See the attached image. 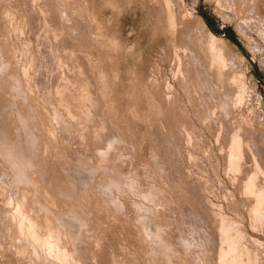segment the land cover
Returning <instances> with one entry per match:
<instances>
[{
	"label": "rangeland",
	"instance_id": "obj_1",
	"mask_svg": "<svg viewBox=\"0 0 264 264\" xmlns=\"http://www.w3.org/2000/svg\"><path fill=\"white\" fill-rule=\"evenodd\" d=\"M24 1L7 0L5 2V0H0L4 3H0L2 5H0V16H3L0 19L2 25H0V33L3 34V38L0 36V40L5 41V43L2 42L3 45H0V50L6 44V49L1 51L2 55L0 53L3 56H0V62L4 65V68L0 66V85L1 81L3 82L0 86V91L3 93L0 94V97L1 95L3 97L0 98V103L3 99L0 104V109H2L0 111L7 115V113L5 114V109L8 110L6 98L11 100L13 98V103L17 101L19 105L16 102L14 103L16 107H14L15 109L18 107V111H22L21 113L28 111L26 114L30 117L29 121L32 122L28 121V123L34 125L31 127L35 131L38 130L35 142L37 139L40 141L37 140V145L34 143L35 149L37 146L40 151L37 149L32 155H36L34 158L38 156L37 160H34V163L38 161L37 166L36 164L33 166V168L37 169L38 167V169L31 168L30 174L33 178H38V180H34L39 182L36 184L33 180L35 183L22 181L19 186L17 183L13 184L12 173L14 170L10 164H3L4 161L0 156V165H3L0 166V170L3 172L7 167L3 173L0 171V250H2L0 253L4 254H0V264H11L13 261L14 264H30V262H32L31 264L33 262H35L34 264H49L50 260V264H104L105 262H102L104 260H107L106 264H227V261H230V255L225 258L220 251L222 247L225 251L228 248L229 236H234L232 238L236 243L235 254L237 256L247 263L249 261L251 264H264V216L258 218V214L254 212L256 192L254 193L253 190L248 192L249 189L245 187L246 180L250 178L251 174L256 173V189L258 191L262 188L261 191L263 190L264 193V0H72L75 2L70 0V3L69 0ZM26 5L29 7L32 5L34 8H29ZM6 11L8 14H5ZM50 14L51 18L54 17L53 19L50 18ZM52 21L61 23L60 26L58 24L61 33L58 32L57 23L55 22L54 25ZM2 23L6 24V27ZM8 25L10 26L8 27ZM2 27L5 28V31L2 30ZM54 28L58 31H55ZM51 30L54 31V34ZM30 36H33L32 40ZM205 36L206 39H204ZM37 38L50 39H48L49 42L48 40L42 42L38 41ZM214 38L215 41H213ZM204 40L207 41L204 42ZM25 41H27L26 44ZM33 42H35V48L31 45ZM51 42L56 45L55 50L57 49L59 54L55 52ZM37 43L38 45H36ZM7 44H12L14 47ZM19 44H21V50ZM40 44L41 47L44 48L46 45L48 48V50L44 48L46 54L39 47ZM196 44L200 50L201 48L203 50L200 51ZM200 45L202 46L199 47ZM30 46L34 49H30ZM36 48L42 51L37 53L35 52V50L37 51ZM7 49L10 50L7 51L9 53L5 51ZM205 49H210L211 53ZM11 50L17 53L13 54ZM191 50L192 52L199 50L200 55L203 51L202 54L205 53L202 55L204 60L202 61L200 57L201 61L195 62L196 59L200 60L199 56H196L199 55V52L197 51L196 54V52L192 53ZM48 51L50 53L54 51L53 53L58 55L57 58L59 59L55 57L53 58L55 60H51L50 58L55 55H50ZM30 52L32 58L29 56ZM212 52L216 57L212 56ZM3 53L6 54L5 57L7 56V58L4 57ZM193 54H196L194 55V58L197 57L195 60L192 57ZM49 56L50 58H48ZM214 57L215 59L218 57L219 60L216 62ZM221 57L223 61H221ZM1 58L4 59V62L1 61ZM15 58L17 62H15ZM208 58L211 60L206 62ZM22 59L27 61L23 62ZM49 60L52 62L50 63ZM15 64L18 65V69L15 68ZM49 64L54 65L52 66L54 71ZM39 65H41L40 68H38ZM43 67L45 68L43 69ZM223 67L225 69L227 67L226 74ZM2 68L12 70L10 72L5 70L4 73ZM20 71L21 76L18 77ZM3 73L7 74L8 78L10 75L13 76L9 78L10 82L7 81V75L4 77ZM46 73L47 75L51 74L48 76L49 78L46 77ZM231 73L233 76L235 75L234 83H237V86L236 84L232 85L234 89L231 86V83H234H230L233 78ZM38 74L40 78L37 82ZM44 76L48 78V81ZM57 76L58 78H56ZM236 76L238 77L237 80ZM44 79L47 84L43 82ZM17 82L26 85L30 95H28L27 100H24L26 96L21 97L23 95L21 92L22 95H19L20 93H17L16 89L13 88L14 92L10 87L13 85L12 87L17 88L16 86H19L16 84ZM7 83L8 86L5 85ZM35 83L39 85L37 84L36 87ZM4 87L8 88L5 89ZM228 87H230L229 90ZM219 88L223 89L218 90ZM8 89L10 90L8 91ZM37 91L40 93L38 94ZM46 92H48V96ZM5 93L7 94L6 97H4ZM17 94L18 96H15ZM217 95L223 96L222 99H217ZM48 97L55 106L52 103L51 106L50 101L47 102ZM229 97L231 99L227 101ZM84 100H86L85 104ZM88 101L94 104H89ZM3 102L6 103L3 104ZM20 102H22L21 105ZM30 102L34 106L30 105ZM98 102L103 107L101 104L99 106ZM74 103L75 105H73ZM49 105L50 107H48ZM57 105L59 111L63 110V114L56 111L58 110ZM93 105H95L94 108H92ZM233 105L234 107H232ZM96 106L99 107L95 110ZM21 107L22 110H20ZM71 107H75V110L74 108L72 110ZM79 107L81 108L79 109ZM100 107L104 110H99ZM39 108L43 111L42 113ZM88 108L91 109L88 110ZM15 111L16 115L17 109ZM100 111H104V113ZM75 112L79 116L82 115L79 117V122ZM92 112L93 114H91ZM51 113L56 114V116H52ZM18 114L16 117L13 115L12 118L6 116L7 119L2 114L5 121L1 115L0 125L3 127L5 124L9 125L6 126V129L10 128L16 132L21 116L19 112ZM61 116H63V120L60 118ZM71 118H76V120ZM9 119L10 121L14 120L13 125ZM35 120H37V124ZM55 120H59V122L57 121L59 124H55ZM60 120H66L65 123L71 121L72 125L75 121L76 125L73 127L67 123V127L62 121L60 124ZM89 123L95 124L92 126ZM30 124L28 125L30 126ZM59 129L63 131L61 132ZM59 131L60 134L64 133L65 135H60ZM110 131L112 134L108 133ZM102 136L106 138H104L106 141ZM107 136L108 138L114 136L113 140L116 142L113 141L115 143L113 148L120 147L122 150L116 148L115 152H112L113 148H111L110 153L104 154L99 147V141L103 140L100 141L101 146L104 141L107 142ZM236 139L240 140V144L238 142L236 147L239 150L237 155L232 154V147ZM117 142L119 143L116 144ZM53 144L55 146H52ZM60 144H62L61 147ZM76 148L78 149L77 152H75ZM57 149L60 150L59 154ZM47 152L48 154H46ZM51 152L52 154L55 153L51 155ZM117 152L119 154H116ZM239 152L241 153L239 154ZM73 155L79 157V160ZM71 156L75 159H72ZM80 158L85 160L81 161ZM49 159L51 161H48ZM66 160L69 163H66ZM86 160L89 161L86 162ZM53 161L56 162L50 163ZM73 161L86 165L84 167L90 166L93 170L89 169L93 176L91 175L85 181H83L84 179L79 181L81 187L84 185L83 188L80 187L81 193L83 192L86 199L83 204H88L84 206L81 202L82 209L85 208L83 211L86 212L85 225L83 229L81 228L84 232L79 228L78 222L75 221L70 224L71 221L66 220L67 218L64 219V222L69 226L70 231L68 230V233L74 238L78 236L76 232H80L79 235L82 232L88 236L83 234L82 237L81 234V237L78 236V239H75L79 241L81 238V242L77 243L81 247L79 248L76 247L78 246L76 241L72 244L68 241L69 238L66 237L67 239H65L66 235L58 236L54 232V239L57 241L58 248L52 253L56 259L44 257L43 254L39 256L43 259H39L35 256L33 244L27 240L32 236L28 229L32 226L40 235L39 238H44L48 232H46L47 229H45L42 221L51 214L46 208L44 211L42 208L41 212L38 210L37 201L34 200L37 197L36 193L38 196L44 195L42 196L44 198H60L59 200L62 198L61 201L63 202L66 199L69 200L68 196L62 197L56 189L69 182L70 174L74 176L77 168H80L81 165L78 163V166L74 163L73 166L76 168H73ZM39 163H42V167L39 166ZM4 165L5 168H3ZM54 167L58 170L60 167V170L58 171ZM51 168L56 169L55 172H58L59 176L55 173L54 175ZM5 172L9 176L8 179ZM63 173H65L64 177L61 178ZM53 178L55 179L53 180ZM56 180L57 182H55ZM36 186L38 187L36 188ZM16 188H21V191L14 190ZM33 189H35V194ZM32 194L36 197L31 200L29 198L32 197ZM95 195L98 196V200L94 199V197L96 198ZM75 198L74 196L73 199L75 200ZM91 198L95 202H91ZM58 199L55 201L59 210L61 203ZM25 201L26 203L29 201L33 205L29 207L31 204L28 205L29 202L26 204ZM113 201L116 203L117 209ZM117 203L120 206H117ZM77 204L80 206V202ZM108 204L114 210H111ZM19 205L23 207L21 210L18 209ZM29 208H34V211L31 212ZM88 211L92 215L88 214ZM90 222L92 227H90ZM224 224L228 225V231L226 227V230L223 228ZM71 225H75L76 227H74L78 228V231L73 230ZM58 226L57 228H59ZM71 231H75L74 235ZM93 231L94 235L90 236ZM159 232L162 233L160 237L158 236L160 235ZM154 236L159 240L157 241ZM160 238L162 239L160 240ZM86 239L88 243L85 241ZM92 239L95 240L94 243ZM163 242L167 243L163 245ZM103 243L104 245H102ZM81 244L85 245L82 246ZM28 246L29 249H27ZM104 246L107 248L104 250V254L109 252L112 256L109 262L108 253L106 258V254L102 255L101 253L103 252L101 249L105 248ZM163 246L166 247L163 248ZM6 247L12 250L9 252ZM64 248L68 251L67 254L71 253L68 256L69 260L65 259L64 255L67 254H65ZM76 248L79 249L76 250ZM85 249L87 252L84 251ZM4 250H6V254L8 252V256L3 252ZM79 250L84 251L88 256L91 254L90 257L95 260L94 263H91L90 257V260L87 258L88 256L85 258V253L84 255L80 254ZM12 251L14 254L11 253ZM96 251L101 254L96 253ZM164 252L168 253L165 254ZM95 254L101 256L97 257ZM81 255L83 256L81 258L84 259L80 258ZM14 256L15 258L19 257L15 259ZM99 258L103 259L102 261L100 259L101 263H98ZM10 259L13 260L11 263ZM112 260L114 261L112 262Z\"/></svg>",
	"mask_w": 264,
	"mask_h": 264
},
{
	"label": "bare ground",
	"instance_id": "obj_2",
	"mask_svg": "<svg viewBox=\"0 0 264 264\" xmlns=\"http://www.w3.org/2000/svg\"><path fill=\"white\" fill-rule=\"evenodd\" d=\"M1 1H2V0H1ZM3 1H4V0H3ZM6 1H7V0H5V2H6ZM23 1H24V0H23ZM25 1H27V0H25ZM25 1H24V2H25ZM48 1H49V0H48ZM67 1H68V0H67ZM71 1H72V0H71ZM45 2H46V0H45ZM45 2H44V3H45ZM72 2H75V1H72ZM0 3L2 4L3 2H0ZM69 3H70V0H69ZM1 4H0V5H1ZM3 4H4V3H3ZM46 4H47V3H46ZM8 5H9V4H8ZM1 6H2V5H1ZM26 6H28V5H26ZM8 7H9V6H8ZM28 7H29V6H28ZM31 7H32V5H31L29 8H31ZM4 8H5V6H4ZM33 8H34V7H32V9H33ZM0 9H1V8H0ZM20 9H21V8H20ZM22 9H23V8H22ZM22 9H21V10H22ZM2 10H3V9H2ZM7 10H8V9H7ZM14 10H15V9H14ZM27 10H28V9H27ZM27 10H25V11H27ZM29 10H30V9H29ZM0 11H1V10H0ZM4 11H5V10H4ZM6 12H7V11H6ZM19 12L22 13V11H19ZM30 12H32V11H30ZM3 13H4V12H3ZM3 13H2V15H3ZM11 13H12V12H11ZM5 14H8V12L5 13ZM13 14H14V12H13ZM52 15H53V14H52ZM4 16L6 17V15H4ZM0 17H1L0 19H2L3 16H0ZM5 17H4V18H5ZM7 18H8V17H7ZM50 18H51V14H50ZM53 18H54V17H53ZM53 18H51V19H53ZM5 20H7V19H5ZM5 20H3V21H5ZM56 21H57V19H56ZM56 21H54V22L52 21V22L54 23V25H55V22H56ZM58 21H59V19H58ZM5 22H6V21H5ZM9 22H10V21H9ZM52 22H51V24H53ZM56 23H57V22H56ZM2 24H3V23H2ZM6 24H8V23L6 22ZM6 24H3V26L5 25V27H6ZM58 24H59V22H58L56 25L58 26ZM60 24H61V23H60ZM60 24H59V26H60ZM0 25H1V24H0ZM1 26H2V25H1ZM9 26H10V25H8V27H9ZM59 26H58V27H59ZM2 28H3L2 30L5 31V28H4V27H2ZM50 28H51V27H50ZM55 28H56V26H55ZM55 28H54V30H55ZM7 29H8V28H7ZM7 29H6V30H7ZM57 29H59V31H58V30H55V31L60 32V27L57 28ZM0 30H1V29H0ZM3 31H2V33L5 34V32H3ZM8 31H9V30H8ZM8 31H7V32H8ZM49 31H50V29H49ZM51 31H53V30H51ZM9 33H10V31H9ZM11 33H12V32H11ZM50 33H51V32H50ZM50 33H49V34H50ZM56 33H57V32H56ZM60 33H61V32H60ZM12 34H13V33H12ZM30 34H31V33H30ZM53 34H54V31H53ZM53 34H50V35L53 36ZM58 34H59V33H58ZM2 35H3V34H2ZM2 35H1V33H0L1 38H3ZM5 35H6V34H5ZM9 35H10V34H9ZM65 35H66V34H65ZM12 36H13V35H12ZM19 36H20V35H19ZM28 36H29V35H28ZM28 36H26V37H28ZM46 36H47V35H46ZM206 36H208V35H206ZM206 36H205L204 39L207 38ZM23 37H24V36H23ZM32 37H33V36H32ZM32 37L30 36V39H31V40H32ZM37 37H38V36H37ZM47 37H49V36H47ZM1 38H0V39H1ZM4 38H5V37H4ZM21 38H22V37H21ZM34 38L36 39V37H34ZM34 38H33V39H34ZM45 38H46V37H45ZM45 38H43L44 40H42V39H40V38H37V39H38V41L40 40V41L43 42V41H47V40L50 39L51 37L48 38L47 40H46ZM215 38H216V37H215ZM215 38H214L213 41H215ZM5 39H6V38H5ZM8 39H9V38H8ZM18 39H19V38H18ZM24 39H25V37H24ZM3 40H4V39H3ZM0 41H1V40H0ZM33 41H35V40H33ZM36 41H37V40H36ZM36 41H35V42H36ZM50 41H51V40H50ZM205 41H207V40H204V42H205ZM211 41H212V39H211ZM213 41H212V42H213ZM2 42L5 43V41H1V42H0V45H1V44L3 45ZM26 42H27V41H25V44H26ZM30 42H32V41H30ZM35 42H33V44H31V45L34 46V43H35ZM48 42H49V40H48ZM48 42H47V43H48ZM217 42H218V41H217ZM6 43H7V42H6ZM17 43H18V42H17ZM39 43H40V42H39ZM47 43H46V44H47ZM210 43H211V42H210ZM219 43H220V42H219ZM28 44H29V43H28ZM28 44H27V45H28ZM43 44H45V43H43ZM43 44H42V45H43ZM48 44H49V43H48ZM53 44H54V43H53ZM53 44H52V42H51V46H54V50H55V48H56L55 46H56V45H53ZM55 44H57V43L55 42ZM203 44H204V43H203ZM205 44H206V43H205ZM212 44H213V43H212ZM220 44H221V43H220ZM4 45L6 46V44H4ZM7 45H8V44H7ZM10 45H12V44H10ZM10 45H8V46H10ZM15 45H16V44H15ZM20 45H21V44H19V49H20ZM36 45H38V43H37ZM196 45H197V44H196ZM216 45H218V44H216ZM5 46H4L3 49H6ZM12 46H13V45H12ZM22 46H23V45H22ZM47 46H48V45H47ZM49 46H50V45H49ZM51 46H50V47H51ZM201 46H202V45H200L199 47H201ZM222 46H223V45H222ZM2 47H3V46H2ZM2 47H1V49H2ZM13 47H14V46H13ZM28 47H29V46H28ZM36 47H38V46H36ZM39 47H41V44L39 45ZM208 47H209V46H208ZM15 48H16V47H15ZM21 48H22V47H21ZM31 48H33V47L30 46V49H31ZM34 48H35V46H34ZM34 48H33V49H34ZM41 48H42L43 51H44V48H46V45H45L44 48H43V47H41ZM197 48H198V45H197ZM197 48H195V49H197ZM206 48H207V46H206ZM212 48H214L213 45H212ZM3 49H2V50H3ZM12 49H14V48H12ZM16 49H18V47H17ZM16 49H15V51H18V50H16ZM22 49H23V48H22ZM33 49H32V50H33ZM36 49H37V48H36ZM46 49L48 50V48H46ZM49 49H50V48H49ZM198 49L200 50V48H198ZM216 49H217V48H216ZM2 50H0V53H1ZM8 50H9V49H7V50H5V51L7 52ZM20 50H21V49H20ZM40 50H41V49L38 48L37 51L35 50V52L38 53V51L40 52ZM52 50H53V49H52ZM56 50H57V49H56ZM56 50H55V52H57ZM193 50H194V49H193ZM199 50H197L199 53L195 50L196 54L198 53L199 55L193 54V56H192L193 58H194V55L199 56V58H200V57L202 58V55H205V53L202 54L203 51L201 52V55H200V51L203 50L202 48H201L200 51H199ZM205 50H209V52H210V49H205ZM212 50H213V49H212ZM212 50H211V51H212ZM214 50H215V49H214ZM217 50H219V49H217ZM9 51H10V50H9ZM11 51H12L11 53H13V54L15 53L14 50H11ZM24 51H25V50H24ZM29 51H30V50H29ZM33 51H34V50H33ZM41 51H42V50H41ZM50 51H51V50H50ZM58 51H59V50H58ZM2 52H3V51H2ZM22 52H23V50H22ZM45 52H46V50H45L43 53H45ZM48 52H49V51H48ZM48 52H47V53H48ZM53 52H54V51H52L51 53L49 52L50 55H51V54L55 55L54 57L51 56L52 58H50V56L48 57V58H50L51 60H52L53 58H55V57H56V58L58 57V55L56 56V54H54ZM191 52H192V50H191ZM195 52H192V53H195ZM213 52H214V51H213ZM213 52H212V56H215V57H216V55H213ZM7 53H9V52H7ZM16 53H17V52H16ZM16 53H15V54H16ZM33 53H34V52H33ZM57 53H58V52H57ZM210 53H211V52H210ZM224 53H225V52H224ZM21 54H22V53H21ZM39 54H41V53H39ZM39 54H38V55H39ZM45 54H46V53H45ZM45 54H43V55H45ZM58 54H59V53H58ZM214 54H216V53L214 52ZM1 55H2V53H1ZM1 55H0V56H1ZM3 55H4V57H5L6 54L3 53ZM7 55H8V54H7ZM11 55H12V54H11ZM26 55H27V54H26ZM28 55H29V54H28ZM32 55H33V54H32ZM38 55H37V56H38ZM43 55H42V56H43ZM208 55H210V54H208ZM208 55H207V56H208ZM217 55H218V53H217ZM220 55H222V54H220ZM9 56H10V54H9ZM14 56H16V55H14ZM18 56H19V52H18ZM29 56H31V52H30V55H29ZM45 56H46V55H45ZM45 56H43V57H45ZM47 56H48V54H47ZM212 56H209V57H212ZM223 56H224V54H223ZM1 57H3V56H1ZM12 57H13V56H12ZM24 57H25V56H24ZM38 57H39V56H38ZM43 57H42V58H43ZM215 57H214V60L217 62V61L219 60V59H218L219 56L216 58L217 60L215 59ZM5 58H7V56H6ZM10 58H11V57H10ZM26 58H27V56H26ZM26 58H25V59H26ZM31 58H32V56H31ZM35 58L37 59V57H35ZM46 58H47V57H46ZM196 58H197V57H196ZM196 58H194V60H195ZM201 58H200V60H199V59H196L195 62H197V60H198V62H200V61H201ZM1 59H2L1 61L4 62V59H3V58H1ZM11 59H12V58H11ZM19 59H20V58H19ZM27 59H28V58H27ZM38 59H40V58H38ZM57 59H59V58H57ZM8 60H9V59H8ZM14 60H15V62H17V61H16V58H15ZM14 60H13V61H14ZM29 60H30V59H29ZM29 60H28V61H29ZM34 60H35V59H34ZM53 60H55V59H53ZM203 60H204V59L202 58V61H203ZM209 60H211V59L208 58V61H206V62H209ZM9 61H11V60H9ZM9 61H8V62H9ZM13 61H12V62H13ZM19 61H20V60H19ZM22 61H23V59H22ZM24 61H27V60H24ZM24 61H23V62H24ZM31 61H33V60H31ZM31 61H30V62H31ZM56 61H58V60H56ZM56 61H54V62H56ZM212 61H213V60H212ZM221 61H223V60H222V57H221ZM224 61H225V60H224ZM5 62H6V61H5ZM8 62H7V63H8ZM41 62H42V61H41ZM49 62H50V60H49ZM51 62H52V61H51ZM51 62H50V63H51ZM54 62H53V63H54ZM58 62H59V61H58ZM206 62H204V64H206ZM0 63H1V62H0ZM7 63H6V64H7ZM25 63H26V62H25ZM25 63H22V64H25ZM37 63H38V61H37ZM42 63H43V62H42ZM45 63H46V62H45ZM56 63H57V62H56ZM211 63H212V62H211ZM225 63H226V62H225ZM3 64H4V63H3ZM10 64H12V63L10 62ZM10 64H7V65H9V66H12V65H13V64H12V65H10ZM18 64H19V63H18ZM204 64H202V65H204ZM209 64H210V63H209ZM213 64H214V63H213ZM215 64H216V63H215ZM34 65H35V64H34ZM44 65H45V64H44ZM49 65H50V64H49ZM198 65H199V64H198ZM200 65H201V64H200ZM207 65H208V64H207ZM207 65H206V66H207ZM0 66L3 67L4 65H2V63H1ZM14 66H16L15 68H17L18 65L15 64ZM19 66H20V65H19ZM36 66H37V64H36ZM40 66H41V65H39L38 68H40ZM50 66H51V69H52V66H54V65L51 64ZM56 66H57V64H56ZM58 66H59V65H58ZM213 66H214V65H213ZM228 66H229V65H228ZM5 67H6V65H5ZM7 67H8V66H7ZM21 67H22V65H21ZM21 67H20V69H21V71H22V68H21ZM45 67H46V66H45ZM45 67H43V69H44ZM200 67H201V66H200ZM214 67H216V65H215ZM220 67H221V66H220ZM224 67H225V66H224ZM224 67H223V68H224ZM3 68H4V67H3ZM3 68H2V69H3ZM13 68H14V67H13ZM33 68H34V66H33ZM41 68H42V67H41ZM55 68H56V67H55ZM208 68H209V67H208ZM221 68H222V67H221ZM17 69H18V68H17ZM17 69H16V71H18ZM20 69H19V70H20ZM36 69H37V68H36ZM43 69H42V70H43ZM46 69H47V68H46ZM51 69H50V70H51ZM56 69H57V68H56ZM59 69H61V68L59 67ZM194 69H195V68H194ZM3 70H4V73H5V70H6V72H7V70H9V72H10L12 69H3ZM32 70H34V69H32ZM52 70H53V69H52ZM52 70H51V71H52ZM57 70H58V69H57ZM208 70H210V69H208ZM224 70L226 71V72H225V74H226V73H227V67H226V69L224 68ZM21 71H20V75H17V74H16L18 77L21 76ZM35 71H36V70H35ZM43 71H44V70H43ZM47 71H49V70H47ZM53 71H54V70H53ZM55 71H56V70H55ZM59 71H61V70H59ZM198 71H199V69H198ZM0 72H1V71H0ZM2 72H3V71H2ZM9 72H8V73H9ZM14 72H15V71H14ZM37 72H38V70H37ZM37 72H36V73H37ZM41 72H42V71H41ZM56 72L58 73V71H56ZM221 72H222V71H221ZM4 73H3V74H4ZM15 73H16V72H15ZM17 73H18V72H17ZM25 73H26V72H25ZM53 73H54V72H53ZM60 73H61V72H60ZM12 74H14V73H12ZM18 74H19V73H18ZM32 74H33V72H32ZM39 74H40V72H39ZM39 74H38V77H37V82H38V80H39V78H40ZM55 74H56V73H55ZM61 74H62V73H61ZM61 74H60V76H61ZM220 74H221V73H220ZM6 75H7V74H6ZM6 75L4 74V77H5ZM41 75H43V74L41 73ZM46 75H47V73H46ZM50 75H51V74H48L46 77H48V76H50ZM57 75L59 76V74H57ZM223 75H224V74H223ZM227 75H229V74H227ZM231 75H232V73H231ZM231 75H229V76L231 77ZM17 76H16V77H17ZM27 76H28V75H27ZM54 76H55V75H54ZM58 76H57L56 78H58ZM221 76H222V75H221ZM234 76H235V75H234ZM234 76L232 75L233 78H232V81H230V83H231V82L234 83V81H235ZM6 77L8 78V75H7ZM10 77L12 78L13 76L10 75L9 78H10ZM16 77H15V78H16ZM34 77H35V74H34ZM41 77L43 78V76H41ZM46 77L44 76V78H46ZM52 77H53V76H52ZM219 77H220V76H219ZM222 77H224V76H222ZM0 78H1V76H0ZM2 78H3V77H2ZM9 78L7 79L8 82H10V81H9ZM42 78H41V79H42ZM48 78H49V77H48ZM48 78H46V80H47ZM56 78H55V79H56ZM59 78H60V77H59ZM235 78H236V80H237L238 77L236 76ZM17 79H18V78H17ZM20 79H22V78H20ZM34 79H35V78H34ZM67 79H68V78H67ZM227 79H228V77H227ZM233 79H234V81H233ZM0 80H1V79H0ZM2 80H3V79H2ZM4 80H5V78H4ZM22 80H23V79H22ZM220 80L222 81L223 79H220ZM7 81H6V82H7ZM14 81H15V79H14ZM20 81H21V80H20ZM47 81H48V80H47ZM47 81H45V79L43 80V82H44L45 84H47V83H46ZM55 81L57 82V79H56ZM225 81L227 82L228 80H225ZM240 81H241V80H240ZM23 82H24V81H23ZM32 82H33V81H32ZM35 82H36V81H35ZM43 82H42V83H43ZM223 82H224V81H223ZM223 82H222V83H223ZM2 83H3V82L1 81V85H0V86H2ZM12 83H13V82H12ZM12 83H11V84H12ZM39 83H40V82H39ZM50 83H51V81H50ZM58 83H59V82H58ZM70 83H71V82H70ZM218 83H219V81H218ZM240 83H241V82H240ZM16 84H19V86H16L17 88L12 87L13 85L10 86V87H11L12 89H13V88L16 89V90H17V91H16L17 93H20V92H21L23 95H22L21 93H20L19 95H22L21 97L26 96V99H24V98H23V99H24V100H27V97H28L29 94H28V91H27V87H26V85H25L24 83H22V82H20V83L17 82ZM35 84H36L35 86L37 87V84H38V83H35ZM40 84H41V83H40ZM48 84H49V83H48ZM219 84H221V83H219ZM224 84H225V83H224ZM226 84H227V83H226ZM235 84H236V86H237V83H236V82H235L234 84L231 83V86H232V85H235ZM5 85L8 86V83L5 84ZM14 85H15V84H14ZM31 85H32V84H31ZM38 85H39V84H38ZM41 85H42V84H41ZM53 85H56V84H53ZM64 85H65V84H64ZM221 85H222V84H221ZM228 85H229V84H228ZM60 86H61V85H60ZM70 86H71V85H70ZM216 86H218V85H216ZM219 86H220V85H219ZM225 86H226V85H225ZM229 86H230V85H229ZM231 86H230V87H231ZM236 86H235V87H236ZM238 86H239V85H238ZM28 87H29V84H28ZM65 87H66V86H65ZM221 87H222V86H221ZM230 87H228V90H229ZM232 87H233V86H232ZM1 88H2V87H1ZM4 88H5V87H4ZM7 88H8V87H7ZM7 88H5V89H7ZM51 88H52V87H51ZM55 88H56V86H55ZM55 88H54V89H55ZM69 88H71V87H69ZM223 88H227V87H223ZM223 88H222V89H223ZM14 89H13V91L15 92ZM37 89H38V88H37ZM215 89H217V88L215 87ZM222 89L219 88L218 90H222ZM233 89H234V87H233ZM233 89H232V90H233ZM238 89H239V88H238ZM9 90H10V89H8V91H9ZM28 90H30V89H28ZM32 90H33V88H32ZM224 90H225V89H224ZM236 90H237V89H236ZM236 90H235V91H236ZM239 90H240V89H239ZM2 91H3V89H2ZM35 91H36V90H35ZM50 91H52V89H50ZM53 91H54V90H53ZM225 91H226V90H225ZM225 91H224V92H225ZM11 92H12V91H11ZM14 92H13V94H15ZM37 92H38V91H37ZM54 92L57 93L56 91H54ZM92 92H93V90H92ZM215 92L217 93V90H216ZM219 92H221V91H219ZM219 92H218V93H219ZM6 93H7V92H6ZM6 93L4 94V97H6V96H5V95H7ZM39 93H40V92H38V94H39ZM47 93H48V92H46V94H47ZM55 93H54V94H55ZM230 93H232V92H230ZM234 93H235V92H234ZM0 94H3V93H1V91H0ZM31 94H32V93H31ZM51 94H52V93H51ZM220 94H221V93H220ZM232 94H233V93H232ZM76 95H77V94H76ZM224 95H225V94H224ZM234 95H235V94H234ZM8 96H10V95H8ZM15 96H18V94L15 95ZM29 96H30V95H29ZM33 96H34V95H33ZM36 96H37V95H36ZM47 96H48V94H47ZM51 96H53V94H52ZM83 96H84V95H83ZM217 96H218V95H217ZM219 96H220V95H219ZM219 96L217 97V99H218V98H221V99H222L223 96H222V97H221V96L219 97ZM229 96H230V95H229ZM11 97H13V96H11ZM38 97H39V96H38ZM227 97H228V96H227ZM0 98H3L2 95H1ZM39 98H40V97H39ZM49 98H50V97L47 98V102L50 101ZM54 98H56L55 95H54ZM84 98H85V97H84ZM93 98H94V97H93ZM225 98H226V97H225ZM236 98H237V97H236ZM236 98H234V99H236ZM238 98H239V97H238ZM4 99H5V98H4ZM6 99L8 100V103H7V105H6V108H8V110L5 109V108H4V109L7 111V112L5 111V114L7 113V115H4V113L0 111V112L5 116V118H6V116L9 117V118H10V117L12 118V117H14V116L16 117V115L18 114V112L21 114V116L19 117L18 124L16 123V124L18 125V127H17V131H16V132H14V131H13L12 129H10V128H9V129H8V128L6 129V126H7L6 124H5L4 127H3V125H2V126L0 125V156L2 157V159H3V161H4V163H3V161H2V163H3V164H5V163L7 164V163H8V164H10V165L12 166L11 168L14 170V172H13L12 169H10V171L13 172V173L11 172L13 175H12L11 173H10V174L12 175L13 180L10 179V178H9V179L12 180V181L14 182V183L12 182L13 184L17 183V185L19 186V184H21L22 181H24V182L28 181L29 183H30V182L35 183L36 181H35L34 179H36V178H33V176L30 174V173H31L30 169H31V168H32V169H35V167L33 168V166H34V164H36V163L38 162V161H37L36 163H34V162H35L34 160H35V159L37 160L38 156H37V158H34L36 155H35V156H32V155L35 154V150L38 149L37 146H36V149H35V147H34L35 144H36V142L39 141V140L37 139L38 141L36 140V142H35V139H36V135H37L38 130L35 131L34 128L31 127V126H34V125H31L30 123H28L29 118H30V117H28V114H26L28 111H27V112L25 111V112L21 113L22 111H21V112L18 111L19 109H18V107H17V108H16V109H17V114L15 115L14 112H16V111H15V110H16V109H15V107H16L15 105H16V104H14V103L17 102L16 99H15L16 102H14V103H13V101H12L13 98H12V100H11V99H8V98H6ZM18 99H19V98H18ZM23 99H22V100H23ZM31 99H32V98H31ZM33 99H34V98H33ZM37 99H38V98H37ZM48 99H49V100H48ZM85 99H86V98H85ZM87 99H89V98L87 97ZM90 99H91V98H90ZM215 99H216V98H215ZM229 99H231V98L229 97V98L227 99V101H228ZM232 99H233V97H232ZM2 100H3V99H2ZM2 100H1V103H2ZM19 100H21V99H19ZM34 100H35V99H34ZM52 100L54 101L55 99H52ZM56 100H57V98H56ZM94 100H95V99H94ZM99 100H100V99H99ZM99 100H98V101H99ZM223 100H224V99H223ZM72 101L75 102L74 100H72ZM72 101H71V102H72ZM85 101H86V100H84V104H85ZM89 101H90V100H89ZM89 101H88L87 103H89ZM91 101H92V100H91ZM100 101H101V100H100ZM100 101H99V102H100ZM230 101H231V100H230ZM22 102H23V101H22ZM22 102H20V105L22 104ZM28 102H29V99H28ZM35 102H37V101H35ZM68 102H69V101H68ZM77 102H78V101H77ZM99 102H98V103H99ZM240 102H241V101H240ZM1 103H0V104H1ZM4 103H6V102H3V104H4ZM24 103H26V102H24ZM31 103H32V102H30V105H32ZM51 103H52V102L50 101V104H51ZM54 103H56V102H54ZM63 103H64V102H63ZM81 103H82V102H81ZM91 103H93V102H91ZM91 103H89V104H91ZM224 103H225V102H224ZM224 103H220V104H224ZM230 103H232V102H230ZM234 103H235V102H234ZM238 103H239V102H238ZM3 104H2V105H3ZM17 104H18V102H17ZM38 104H39V103H38ZM52 104H53V103H52ZM52 104H51V106H52ZM65 104H66V103H65ZM93 104H94V103H93ZM100 104H101V103H99V106H100ZM207 104H208V103H207ZM227 104H228V103H227ZM236 104H237V103H236ZM18 105H19V104H18ZM18 105H17V106H18ZM58 105H59V104H58ZM58 105H57V109H58ZM71 105H72V104H71ZM73 105H75V103H74ZM82 105H83V104H82ZM95 105H97V104H95ZM95 105H93L92 108H94ZM239 105H240V103H239ZM14 106H15V107H14ZM27 106H28V104H27ZM32 106H34V105H32ZM53 106H55V105L53 104ZM78 106H80V105H78ZM99 106H98V107H99ZM101 106L103 107L102 104H101ZM209 106H210V105H209ZM209 106H208V107H209ZM219 106H221V105H219ZM228 106H229V105H228ZM230 106H231V105H230ZM240 106H241V105H240ZM240 106H239V107H240ZM2 107H3V106H2ZM4 107H5V106H4ZM48 107H50V105H49ZM81 107H82V106H81ZM81 107H79V109H80ZM87 107H89V106H87ZM98 107L96 106V107H95V110H96V108L98 109ZM102 107H100L99 110H100V109H103V110H104V108H102ZM104 107H105V106H104ZM223 107H224V106H223ZM232 107H234V105H233ZM239 107H238V108H239ZM30 108H33V107H30ZM71 108H72V107H71ZM73 108H74V110H75V107H73ZM73 108H72V110H73ZM84 108H85V107H84ZM39 109H40V108H39ZM55 109H56V108H55ZM90 109H91V108H88V110H90ZM0 110H2V109H0ZM20 110H22V107H21ZM29 110H30V109H29ZM52 110H53V108H52ZM60 110H61V109H60ZM82 110H83V109H82ZM84 110H85V109H84ZM86 110H87V109H86ZM92 110H93V109H92ZM3 111H4V110H3ZM31 111H32V110H31ZM35 111H36V110H35ZM40 111H41V109H40ZM53 111H54V110H53ZM56 111H58V112H60L61 114H63V113H62L63 110L59 111V109H58V110H56ZM42 112H43V111H41V113H42ZM51 112H52V111H51ZM77 112H78V110H77ZM77 112H75V113L77 114ZM84 112H85V111H84ZM90 112H91V111H90ZM90 112H89V113H90ZM94 112H97V111H94ZM100 112H102V111H100ZM1 113H0V116L2 115ZM53 113H54V112H53ZM55 113H56V112H55ZM60 113H59V115H60ZM78 113H79V112H78ZM102 113H104V111H103ZM31 114H32V113H31ZM31 114H30V115H31ZM35 114H36V113H35ZM35 114H34V115H35ZM51 114H52V113H51ZM76 114H75V115H76ZM85 114H86V113H85ZM91 114H93V112H92ZM98 114H99V112H98ZM3 115H2V116H3ZM13 115H14V116H13ZM18 115H19V114H18ZM34 115H33V116H34ZM43 115H45V114H43ZM43 115H42V117H43ZM59 115H57V117H59ZM77 115H78V114H77ZM77 115H76V116H77ZM2 116L0 117V119L2 118ZM4 116H3V118H2L3 120L5 119ZM45 116H46V115H45ZM52 116H56V114H55V115L52 114ZM80 116H82V115H80ZM80 116L78 115L77 118H79ZM87 116H88V115H87ZM99 116H101V115H99ZM17 117H18V116H17ZM36 117H37V116H36ZM62 117H63V116H61L60 118L62 119ZM65 117H66V116H65ZM92 117H93V116H92ZM33 118H34V117H33ZM55 118H56V117H55ZM60 118H58V119H60ZM84 118H85V117H84ZM84 118H83V119H84ZM6 119H7V118H6ZM17 119H18V118H17ZM36 119H39V118H36ZM49 119H50V118H49ZM56 119H57V118H56ZM63 119H64V118H63ZM63 119H62V120H63ZM65 119H66V118H65ZM71 119H72V118H71ZM71 119H70V120H71ZM74 119L76 120V118H74ZM74 119H72V120H74ZM15 120H16V119H15ZM39 120H40V119H39ZM62 120H60V124H62V123H61ZM68 120H69V119H68ZM68 120H67V121H68ZM86 120H87V119H86ZM4 121H5V120H4ZM6 121H7V120H6ZM9 121H10V119H9ZM13 121H14V120H13ZM13 121H12V120L10 121V122H12V125H13ZM36 121H37V120H35V122H36ZM44 121H45V120H44ZM53 121H54V120H53ZM55 121H56V120H55ZM57 121L59 122V120H57ZM57 121L55 122V124L57 123ZM64 121H66V120H64ZM64 121H62L63 124L65 123ZM79 121H80V118H79L78 122H79ZM81 121H82V119H81ZM83 121H84V120H83ZM29 122H31V120H30ZM35 122H34V123H35ZM39 122H40V121H39ZM87 122H88V121H87ZM2 123H5V122L2 121ZM31 123H32V122H31ZM67 123H68V122H67ZM67 123H65V125H66ZM71 123H72L71 121H70V123H68L69 126H70ZM73 123H74L73 125H76V124H75V121H74ZM95 123H96V122H95ZM95 123H94V124H95ZM28 124H30V126H29ZM36 124H37V122H36ZM57 124H59V123H57ZM79 124H80V123H79ZM81 124H82V123H81ZM81 124H80V125H81ZM86 124H87V123H86ZM89 124H90V123H89ZM91 124H92V123H91ZM91 124H90V125H91ZM94 124H92V126H93ZM38 125H40V124L38 123ZM65 125H63V126H65ZM71 125H72V124H71ZM73 125H72V126H73ZM82 125H83V124H82ZM8 126H9V125H8ZM8 126H7V127H8ZM46 126H47V125H46ZM49 126H50V125H49ZM57 126H58V125H57ZM60 126H61V125H60ZM66 126H67V125H66ZM92 126H91V127H92ZM10 127H11V126H10ZM35 127H36V126H35ZM39 127H40V126H39ZM41 127H42V126H41ZM67 127H68V126H67ZM73 127H75V126H73ZM78 127H81V126H78ZM88 127H89V126H88ZM32 128H33V129H32ZM51 128H52V127H51ZM58 128H60V127H58ZM58 128H57V129H58ZM61 128L64 130L63 127H61ZM81 128H82V127H81ZM92 128H93V127H92ZM13 129H14V128H13ZM38 129H39V128H38ZM41 129H42V128H41ZM43 129H44V128H43ZM67 129H70V128H67ZM79 129H80V128H79ZM79 129H77V130H79ZM90 129H91V128H90ZM15 130H16V129H15ZM59 130L61 131V129H59ZM63 130H62V131H63ZM70 130H71V129H70ZM70 130H69V131H70ZM92 130H93V129H92ZM40 131H41V130H40ZM47 131H48V129H47ZM60 131H59V134L62 132V131H61V132H60ZM64 131H65V130H64ZM69 131H68V132H69ZM41 132H42V131H41ZM44 132H45V131H44ZM65 132H66V131H65ZM68 132H67V133H68ZM16 133H17V134H16ZM48 133H49V132H48ZM55 133H56V132H55ZM70 133H72V132H70ZM106 133H107V132H105V134H106ZM108 133H111V131L108 132ZM15 134H16V135H15ZM38 134H39V133H38ZM51 134H52V133H51ZM62 134H64V133H62ZM62 134H60V135H62ZM103 134H104V133H103ZM105 134H104V136L107 135V134H106V135H105ZM111 134H112V133H111ZM40 135H41V137H42V134H40ZM64 135H65V134H64ZM64 135H62V136H64ZM70 135H71V134H70ZM109 135H110V134H109ZM114 135H116V134H114ZM15 136H17V137H15ZM44 136H45V134H44ZM46 136H47V134H46ZM48 136H49V135H48ZM37 137H38V136H37ZM49 137H50V136H49ZM49 137H48V138H49ZM113 137H114V136H113ZM113 137L110 136V137L108 138V136H107L108 139H107V142H105V141H106V140H105L106 138L104 137V138H105V139H104L103 136H102V138H103L105 141H104V144L102 143L101 146H100V141H101L102 139L99 141V147L102 149V151H103L104 154H105V153L108 154L109 151H110V152L112 151L111 148H113V145L115 144L114 142H116V141L113 140ZM38 138H39V137H38ZM46 138H47V137H46ZM50 138H51V137H50ZM39 139H40V138H39ZM234 139H235V138H234ZM239 139H240V138H239ZM239 139H236L235 142H234V145H233V147H232V154H235V155L238 154V151H239V150H238L236 147H237L238 142H239V144H240V140H239ZM47 140H48V139H47ZM47 140H46V141H47ZM41 141H42V139H41ZM60 141H61V140H60ZM102 141H103V140H102ZM102 141H101V142H102ZM113 141H114V142H113ZM39 142H40V141H39ZM44 142H45V141H44ZM34 143H35V144H34ZM118 143H119V142H117L116 144H118ZM40 144H41V143H40ZM36 145H37V144H36ZM43 145H44V143H43ZM46 145H47V144H46ZM50 145H51V143H50ZM61 145H62V144H60V147H61ZM96 145H98V144H96ZM231 145H232V144H231ZM38 146H40V145H38ZM44 146H45V145H44ZM52 146H55V145L53 144ZM99 147H98V150H99ZM52 148H53V147H52ZM116 148H117V147H116ZM116 148H115V149H116ZM118 148H120V147H118ZM118 148H117V149H118ZM59 149H60V148H59ZM72 149L74 150L75 148H72ZM72 149H71V150H72ZM79 149H80V148H79ZM81 149H82V148H81ZM83 149H84V148H83ZM115 149L113 148V151H112V152H115V151H114ZM120 149H121V148H120ZM38 150H39V149H38ZM57 150H58V149H57ZM71 150H70V152H71ZM84 150H85V149H84ZM121 150H122V149H121ZM39 151H40V150H39ZM39 151H38V152H39ZM42 151H43V149H42ZM42 151H41V152H42ZM44 151H45V150H44ZM54 151H55V150H54ZM59 151H60V150H58V154H59ZM77 151H78V149L76 148L75 152H77ZM102 151H101V152H102ZM110 152H109V153H110ZM118 152H119V151H118ZM118 152H117L116 154H119ZM259 152H260V151H259ZM36 153H37V152H36ZM54 153H55V152H54ZM54 153H53V154H54ZM240 153H241V152H239V154H240ZM39 154H40V153H39ZM46 154H48V152H47ZM50 154L53 155L52 152H51ZM58 154H56V155H58ZM107 154H106V155H107ZM111 154H112V153H111ZM116 154H115V155H116ZM257 154H259V153H257ZM43 155H44V152H43ZM76 155H77V154H76ZM76 155H75V156H76ZM259 155H260V154H259ZM45 156H46V155H44V157H45ZM49 156H50V155H49ZM73 156H74V155H73ZM75 156H74V157H75ZM116 156H117V155H116ZM1 157H0V160H1ZM42 157H43V156H42ZM76 157H77V156H76ZM81 157H82V156H81ZM104 157L107 158V156H104ZM108 157H110V156H108ZM111 157H112V156H111ZM71 158H72V156H71ZM78 158H79V157H77V159H78ZM83 158H84V157H83ZM83 158H82V159L80 158V160H81V161H84L85 159L83 160ZM114 158H115V156H114ZM117 158H118V156H117ZM47 159H48V157H47ZM47 159H46V160H47ZM59 159H60V158H59ZM59 159H58V161L61 160V159H60V160H59ZM72 159H75V158H72ZM111 159H112V158H111ZM40 160H41V159H40ZM78 160H79V159H78ZM104 160H105V159H104ZM108 160H109V158H108ZM43 161H44V160H43ZM48 161H51V160L49 159ZM58 161H57V162H58ZM68 161H69V160H68ZM71 161H72V160H71ZM87 161H89V160H86V162H87ZM0 162H1V161H0ZM41 162H42V161H41ZM55 162H56V161H53V162H50V163H55ZM90 162H91V161H90ZM90 162H89V163H90ZM113 162H114V161H113ZM254 162H256V161H254ZM50 163H49V164H50ZM64 163H65V162H64ZM66 163H69V162H67V160H66ZM66 163H65V164H66ZM71 163H72V162H71ZM74 163H76V162L73 161L72 166H73ZM77 163H78V162H77ZM77 163H76V165H77ZM98 163H99V162H98ZM107 163H108V161H107ZM0 164H1V163H0ZM41 164H42V163H39V166H40ZM65 164H64V170H65ZM78 164L81 165L80 163H78ZM100 164H101V163H100ZM105 164H106V163H105ZM233 164H234V162H233ZM235 164H237V163L235 162ZM70 165H71V164H70ZM70 165H68L69 168H70ZM110 165H112V164H110ZM256 165H257V164H256ZM0 166H1V165H0ZM2 166H3V165H2ZM2 166H1V167H2ZM36 166H37V164H36ZM77 166H78V165H77ZM84 166H86V165L83 164V165L80 166V168H77V170H76L75 173H74V174H75L74 176H72L73 174H72V175L70 174V176H69V177H70V178H69V182L65 183V185L62 184L63 186H61V187L57 186V187H59V188H57L58 190L56 189V191H58V193H60V195H61L62 197H64V195H65L66 197L68 196L69 200L66 199L65 202L61 201L62 198H61V200H59L60 198H59V199H58V198H53V199H52V197H47V198L45 197V198H44V197H42V196H44V195H42V196H38L37 193H36L37 197H36V195H35V197H36V198H35V197L33 196V195L35 194V191H34V190H35L39 185L36 186L35 189H33L34 194H32V197H30L29 199L32 200V198H33V199L35 198L34 200L37 201L36 203H37V205H38V210H39L40 212H41V209L43 208V211L46 210V209H48V211H49L50 214H51V215L47 216L48 218L45 217V218L43 219V221L41 220L42 223L44 224V226L46 227L45 229H47L46 232H48L44 238H39L40 235H38L37 231H35L34 228H33L32 226L28 229V231L30 232V234H32V236H31V238H29V239H27V240H28V241L30 240V242L33 244V250H34V252H35V256L39 257L41 254H43L44 257H47V258L49 257V258H51L52 260H53V259H56V257L53 256V253H52L54 250H57V248H58V246H57V241H55V239H54V235H55V233H56L58 236H61V234H62V235H66V236H65V239L69 238L68 241H69L70 243L74 244V242L76 241L75 239H78V236H80V235L82 234V232H84V231H82V229L84 228V225H85L84 219H85V217H86V216H85V215H86V214H85L86 212L84 213L85 208L82 209L83 206L81 205V202H82V204L85 203V200H86V199L84 198L83 192L81 193V191H82V190H80L81 182H79V181H81V179H84L83 181H85L88 177H90V176L92 175L91 172L93 171L92 168H90V166H89V167H88V166H87V167H84ZM1 167H0V168H1ZM8 167H9V166H8ZM40 167H42V165H41ZM60 167H61V166H60ZM60 167H59V170H60ZM74 167H75V166H73V168H74ZM91 167H92V166H91ZM109 167H110V166H109ZM109 167H108V168H109ZM113 167H114V166H113ZM3 168H5V165H4ZM3 168H2V170H3ZM6 168H7V167H6ZM6 168H5V170H3V172L6 171ZM54 168H56V167H54ZM66 168H67V167H66ZM75 168H76V167H75ZM37 169H38V167H37ZM37 169H35V170H37ZM41 169H42V168H41ZM51 169L53 170V168H51ZM56 169H57V168H56ZM56 169H55V170H56ZM89 169H91L92 171H90ZM111 169H112V166H111ZM7 170H8V169H7ZM55 170H53V174H54V173H55V174L58 173V172H55ZM57 170H58V169H57ZM57 170H56V171H57ZM59 170H58V171H59ZM71 170H72V169H71ZM107 170H108V169H107ZM0 171H1V170H0ZM29 171H30V172H29ZM38 171H39V170H38ZM38 171H37V172H38ZM42 171H43V169H42ZM67 171H68V170H67ZM67 171H66V172H67ZM72 171H73V170H72ZM109 171H110V170H109ZM111 171H113V170H111ZM3 172L1 171V173H3ZM8 172H9V171H8ZM8 172H7V173H8ZM64 172H65V171H64ZM66 172H65V173H66ZM70 172H71V171H70ZM33 173H34V172H33ZM41 173H42V172H41ZM41 173H38V174L40 175ZM50 173L52 174L51 171H50ZM59 173H60V172H59ZM65 173L62 174L61 178L64 177L63 175H64ZM72 173H73V172H72ZM8 174H9V173H8ZM42 174H43V173H42ZM55 174H54V175H55ZM253 174H254V175H253ZM253 174H251V175H250V178H249L248 180H246V182H245V183H246L245 187L248 188V189L250 190V191L248 190V192H252V190L254 191V193L256 192V195H257V196H256V198H254V199H256V202H255L253 208H254V212H255V214H258L257 216H259L258 218H260V216H261V217L264 216V205H263V204H264V193H263V190L261 191L262 188H261V189H258V191H257V189H256V187H257V185H256V178H255V177H256V173H253ZM2 175H3V174H2ZM2 175H1V176H2ZM5 175H6V172H5ZM57 175H58V174H57ZM252 175H253V176H252ZM6 176H7V175H6ZM42 176H45V175H42ZM50 176H51V175H50ZM58 176H59V175H58ZM92 176H93V175H92ZM3 177H4V176H3ZM8 177H9V176H7V179H8ZM39 177H41V176H39ZM51 177H52V176H51ZM55 177H56V176H55ZM83 177H84V178H83ZM253 177H254V179H253ZM263 177H264V173H263ZM58 178H59V177H58ZM65 178H66V177H65ZM54 179H55V178H53V180H54ZM67 179H68V178H67ZM67 179H66V180H67ZM33 180H34L35 182H34ZM36 180H38V178H37ZM42 180H43V179H42ZM45 180H46V177H45ZM49 180H50V179L48 178V181H49ZM53 180H52V182H53ZM58 180H59V179H58ZM64 180H65V179H64ZM89 180H90V179H89ZM8 181H9V180H8ZM83 181H82V182H83ZM38 182H39V181H38ZM38 182H36V184H37ZM45 182H46V181H45ZM55 182H57V180H56ZM55 182H54V183H55ZM61 182H62V181H61ZM10 183H11V182H10ZM41 183H42V181H41ZM43 183H44V181H43ZM55 184H56V183H55ZM58 185H60L59 182H58ZM13 186H15V185H13ZM13 186H12V187H13ZM22 186H23V185H22ZM25 186H26V185H25ZM29 186H30V185H29ZM32 186H34V185H32ZM44 186H45V185H44ZM46 186H47V184H46ZM52 186H54V185H52ZM16 187H17V186H16ZM39 187H40V186H39ZM47 187H48V186H47ZM47 187H46V188H47ZM49 187H50V186H49ZM83 187H84V185H82L81 188H83ZM13 188H14V187H13ZM24 188H25V187H24ZM30 188H31V187H30ZM258 188H259V187H258ZM17 189L20 190L21 188H16V189H14V190H17ZM26 189H27V188H26ZM52 189H53V188H52ZM78 189H79L80 191H79ZM23 190H24V189H23ZM37 190H38V189H37ZM37 190H36V191H37ZM45 190H46V189H45ZM83 190H84V189H83ZM20 191H21V190H20ZM28 191H30V190H28ZM28 191H27V192H28ZM56 191H55V192H56ZM38 192H39V191H38ZM46 192H47V191H46ZM17 193H18V192H17ZM40 193H41V192H40ZM53 193H54V191H53ZM53 193H52V194H53ZM75 193H76V194L79 193L80 195L78 194V195H79V196H78V195H76ZM85 193H87V192L85 191ZM27 194H28V193H27ZM56 194H57V193H56ZM252 194H253V193H252ZM16 195H18V194H16ZM46 195H48V194H46ZM57 195H58V194H57ZM19 196H20V195H19ZM51 196H52V195H51ZM74 196L76 197L75 200L73 199ZM95 196H96V195H95ZM11 197H12V195H11ZM22 197H23V196H22ZM53 197H54V196H53ZM58 197H59V196H58ZM97 198H98V196H96V198L94 197V199H97ZM19 199H20V198H19ZM19 199H18V200H19ZM26 199H28V198H26ZM55 199H58V200L60 201L59 203H61V204H60V208H59V210L57 209ZM77 199H79L80 201H78ZM116 199H117V198H116ZM116 199H115V200H116ZM14 200H15V198H14ZM76 200H77V201H76ZM90 200H91V202H95V201H92V198H91ZM97 200H98V199H97ZM115 200H114V201H115ZM114 201H113V202H114ZM15 202H16V201H15ZM28 202H29V201H28ZM28 202H27V203H28ZM57 202H58V201H57ZM78 202H80V206L77 204ZM88 202H89V200H88ZM97 202H98V201H97ZM113 202H111V203H113ZM115 202H116V201H115ZM115 202H114V203H115ZM25 203H26V201H25ZM27 203H26V204H27ZM86 203H87V202H86ZM119 203H120V202H119ZM30 204H31V205H30ZM93 204H94V203H93ZM93 204H92V205H93ZM109 204H110V203H109ZM109 204H108V205H109ZM117 204H118V203H117ZM13 205H15V204H13ZM28 205H30L29 207H31L33 204H32L31 202H29ZM83 205L86 206V205H88V204H86V205L83 204ZM92 205H91V206H92ZM115 205H116V203L114 204V206H115ZM58 206H59V205H58ZM93 206H94V205H93ZM93 206H92V207H93ZM117 206H120V205L118 204ZM20 207H21V208H20ZM35 207H36V205H35ZM35 207H34V208H35ZM108 207L111 209L110 205H109ZM115 207H116V206H115ZM115 207H114V208H115ZM22 208H23L22 205H19V206H18V209H19V210H21ZM34 208H33V209H34ZM45 208H46V209H45ZM29 209H31V212L34 211L32 208H29ZM90 209H91V208H90ZM116 209H117V207H116ZM8 210H9V209H8ZM16 210H17V209H16ZM32 210H33V211H32ZM83 210H84V211H83ZM87 210H88V209H87ZM91 210H92V209H91ZM111 210H114V209H111ZM13 211H14V210H13ZM31 212H29V213H31ZM29 213H28V216H29ZM89 213L91 214V212L88 211V214H89ZM37 214H38V212H37ZM41 214H42V213H41ZM45 214H46V213H45ZM26 215H27V214H26ZM47 215H48V214H47ZM91 215H92V214H91ZM28 216H27V217H28ZM33 216H35V215H33ZM95 216H96V215H95ZM257 216H255L256 219H257ZM38 217H39V216H38ZM96 217H97V216H96ZM16 218H17V216H16ZM46 218H47V219H46ZM65 218H67L66 220H70V221H71L70 224H73L75 221L79 223V228H80V229L82 228V229H81L82 232H81L80 235H79L80 232H79V233L76 232V235L78 234L77 238H76V237L74 238L72 235H70V234L68 233V230L70 231V229H69V226H67V224H65V222H64V219H65ZM87 218H88V217H87ZM89 218H90V216H89ZM91 218H92V217H91ZM21 219H22V218H21ZM14 220H15V219H14ZM44 220H45V221H44ZM16 221H17V220H16ZM27 221H28V220H27ZM29 222H30V221H29ZM78 223H77V224H78ZM87 223H88V222H87ZM90 223H91V222H90ZM90 223H89V224H90ZM34 224H35V223H34ZM38 224H39V223H38ZM63 224H64V227H63ZM70 224H69V225H70ZM26 225H27V224H26ZM57 225H59V226H58L59 228H57ZM224 225H225V224H224ZM71 226H73V228H72ZM71 226H70V227H71L73 230H75V231L78 229V228H75V227H76L75 225H71ZM74 226H75V227H74ZM87 226H89V225H87ZM25 227H26V226H25ZM90 227H92V223L90 224ZM93 227H94V226H93ZM222 227H223V226H222ZM225 227H226V229H227L228 225H225L223 228L225 229ZM14 228H15V227H14ZM74 228H75V229H74ZM223 228H222V229H223ZM43 229H44V228H43ZM72 229H71V230H72ZM157 229H158V228H157ZM224 229H223V230H224ZM226 229H225V230H226ZM229 229H230V228H229ZM54 230H55V231H54ZM223 230H222V231H223ZM225 230H224V231H225ZM75 231H73V232L71 231V232L73 233V235H74ZM77 231H78V230H77ZM89 231H92V230H89ZM153 231H154V230H153ZM157 231H159V230H157ZM157 231H156V232H157ZM160 231H162V230H160ZM227 231H228V229H227ZM229 231H230V230H229ZM25 232H26V231H25ZM43 232H44V231H43ZM54 232H55V233H54ZM159 233H160V235H158L157 233H154V234H155V235H158V236L160 237L162 233H161V232H159ZM225 233H226V232H225ZM83 234H84V233H83ZM83 234H82V237H83ZM163 234H164V233H163ZM222 234H223V233H222ZM222 234H221V236H222ZM76 235H75V236H76ZM84 235H85V234H84ZM91 235H94V231H93V233L90 234V236H91ZM99 235H100V234H99ZM231 235H232V234H231ZM17 236H18V234H17ZM85 236H88V235L86 234ZM85 236H84V237H85ZM158 236H157V237H158ZM225 236H226V235H225ZM29 237H30V236H29ZM56 237H57V236H56ZM66 237H67V238H66ZM80 237H81V236H80ZM96 237H97V236H96ZM159 237H158V238H159ZM232 237H234V236H229V237H228L229 244H228V246H227L228 248L226 249V251L224 250V247H222V249H221V251H220V253H221L223 256H225V258H226L227 255H228V256L230 255V256H229L230 261H227V260H229V259L226 260V261H227V264H228V263H230V264H251V263H249V261H248V263H247L246 261L242 260V258H240L239 256H237V255L235 254V252H236V251H235V250H236V245H235V244H236V243H235L234 238H232ZM235 237H236V236H235ZM20 238H21V237H20ZM22 238H24V237H22ZM26 238H27V237H26ZM92 238H93V237H92ZM154 238H156V236H154ZM163 238H165V237H163ZM223 238H225V237L223 236ZM16 239H17V238H16ZM39 239H42V240H41L42 242H41ZM63 239H64V238H63ZM80 239H81V238H80ZM80 239H79V241L81 242ZM93 239H94V238H93ZM93 239H92V241H93ZM95 239H96V238H95ZM161 239H162V238H160V240H161ZM0 240H1V239H0ZM20 240H21V239H20ZM36 240H38V241H36ZM56 240H57V239H56ZM83 240H84V239H83ZM156 240L158 241L159 239L156 238ZM156 240H155V241H156ZM2 241L4 242V240H2ZM5 241H6V240H5ZM21 241H22V240H21ZM25 241H26V240H25ZM61 241H62V240H61ZM79 241H76V242H75L76 245H78V246H76V247L81 248V247L79 246V244H77ZM85 241H87V239H86ZM89 241H90V239H89ZM94 241H95V240H94ZM94 241H93V243H94ZM99 241H100V240H99ZM23 242H24V240H23ZM30 242H29V244H30ZM69 242H68V243H69ZM80 242H79V243H80ZM82 242H84V241H82ZM100 242H101V241H100ZM161 242H162V241H161ZM161 242H160V247H161ZM63 243H64V242H63ZM70 243H69V244H70ZM84 243H85V242H84ZM87 243H88V241H87ZM158 243H159V242H158ZM163 243H164V242H163ZM165 243H167V242H165ZM165 243H164L163 245H165ZM12 244H13V243H12ZM12 244H10V246H11ZM32 244H31V246H32ZM3 245H4V244H3ZM6 245H7V244H6ZM81 245L83 246V245H85V244H81ZM87 245L89 246V244H87ZM91 245H92V244H91ZM94 245H95V244H94ZM102 245H104V243H103ZM168 245H169V244H168ZM7 246H8V245H7ZM65 246H66V245H65ZM98 246H99V245H98ZM166 246H167V245H166ZM166 246H163V248L166 247ZM222 246H224V245H222ZM11 247H12V246H11ZM11 247H10V248H11ZM100 247H101V245H100ZM104 247H105L104 249H101V250H103V252H101V253H102V255H105V254H106V255H105V258L107 257V253H108V257H109V258H108V262H109V260L112 259V256H111V254H109V252H106V253L104 254V252H105L104 250L107 249L106 246H104ZM169 247H171V246L169 245ZM169 247H168V248H169ZM3 248H4V247H3ZM6 248H8L7 251H9V252H10V250H12V249H9V247H6ZM6 248H5V249H6ZM15 248H16V246H15ZM15 248H13V249H15ZM31 248H32V247H31ZM79 248H76V250H78ZM98 248H99V247H98ZM102 248H103V247H102ZM171 248H172V247H171ZM225 248H226V247H225ZM27 249H29V246H28ZM64 249H65V248H64ZM86 249H87V248H86ZM86 249H85L84 251H86ZM91 249H92V248H91ZM218 249H219V248H218ZM218 249H217V250H218ZM31 250H32V249H31ZM88 250H89V249H88ZM96 250H97V249H96ZM98 250H99V249H98ZM170 250H171V249H170ZM0 251H2V250H0ZM5 251H6V250H4L3 252L5 253ZM79 251H80V254L84 255V253H85L84 251H82V250H79ZM79 251H78V253H79ZM90 251H91V250H90ZM92 251H93V250H92ZM107 251H108V250H107ZM64 252H65V254L68 253V251H67L66 249H65ZM64 252H63V253H64ZM76 252H77V251H76ZM81 252H82V253H81ZM86 252H87V251H86ZM97 252H98V251H96V253H97ZM165 252H166V251H165ZM165 252H164V253H165ZM168 252H169V251H168ZM168 252H167V253H168ZM1 253H2V252H1ZM1 253H0V254H1ZM11 253L14 254L13 251H12ZM11 253H10V255H11ZM15 253H16V252H15ZM88 253H89V252H88ZM90 253H91V252H90ZM90 253H89V254H90ZM98 253H99V252H98ZM101 253H99V254H101ZM162 253H163V252H162ZM167 253H165V254H167ZM2 254H3V253H2ZM5 254H6V253H5ZM27 254H28V251H27ZM74 254H75V253H74ZM80 254H79V255H80ZM3 255H4V254H3ZM6 255L8 256V252H7ZM10 255H9V256H10ZM69 255H71V253H69V254H67V255H64L66 260H69V258H68ZM82 255L80 256V258L83 257ZM85 255H86V253H85ZM90 255H91V254H90ZM90 255H89V256L86 255L85 258L88 256L87 258L89 259ZM95 255H96V254H95ZM97 255H98V254H97ZM97 255H96V256H97ZM162 255H163V254H162ZM7 256H6V258L9 259V257H7ZM27 256H28V255H27ZM100 256H101V255H100ZM100 256H97V257H100ZM110 256H111V258H110ZM228 256H227V258H228ZM10 257H11V256H10ZM18 257H19V256H18ZM18 257L15 258V256H14L15 259H17ZM22 257H23V256H22ZM76 257H77V256H76ZM102 257H103V256H102ZM221 257H222V256H221ZM24 258H25V257H24ZM26 258H27V257H26ZM31 258H32V257H31ZM40 258H42V257H39V259H40ZM90 258H91V257H90ZM225 258H224V259H225ZM42 259H43V258H42ZM81 259H84V258H81ZM88 259H86V261H89V260H90V259H89V260H88ZM100 259H101V261L103 260L102 258H99V259H98V260H99L98 263H99V262L101 263ZM113 259H114V258H113ZM224 259H223V260H224ZM10 260H11V261H10V263H11L13 260H12V259H10ZM28 260H29V259H28ZM34 260H35V259L33 258V261H34ZM46 260H47V259H46ZM49 260H50V259H49ZM57 260H58V259H57ZM78 260H79V258H78ZM91 260H92V258H91ZM38 261H39V260H38ZM38 261H37V262H38ZM94 261H95V260H92L91 263H94ZM106 261H107V260H104V261H102V262H105L104 264H106ZM113 261H114V260H112V262H113ZM4 262H5V260H4ZM13 262H14V261H13ZM13 262H12V263H13ZM17 262H18V261H17ZM45 262H46V261H45ZM89 262H90V261H89ZM108 262H107V263H108ZM110 262H111V261H110ZM8 263H9V262H8ZM12 263H11V264H12ZM31 263H32V262H30V264H31ZM34 263H35V262H33V264H34ZM40 263H41V262H40ZM47 263H48V262H47ZM50 263H51V260H50ZM50 263H49V264H50ZM57 263H58V262H57ZM78 263H79V262H78ZM6 264H7V263H6ZM13 264H14V263H13ZM16 264H17V263H16ZM42 264H43V263H42ZM101 264H103V263H101ZM254 264H255V263H254Z\"/></svg>",
	"mask_w": 264,
	"mask_h": 264
}]
</instances>
